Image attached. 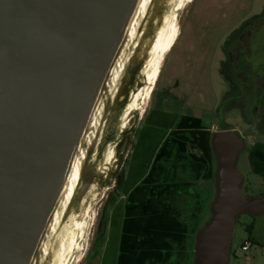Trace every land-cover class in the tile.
I'll use <instances>...</instances> for the list:
<instances>
[{
	"label": "water",
	"instance_id": "95a60500",
	"mask_svg": "<svg viewBox=\"0 0 264 264\" xmlns=\"http://www.w3.org/2000/svg\"><path fill=\"white\" fill-rule=\"evenodd\" d=\"M141 2L0 0V264L43 262L62 217L76 211L94 185L96 165L103 163L96 157L110 153L113 128L143 65L137 56L127 60ZM210 148L216 193L210 218L195 234L192 264H230L239 218L264 217V196L243 190L238 162L245 138L234 129L216 131ZM78 159L75 193L63 208Z\"/></svg>",
	"mask_w": 264,
	"mask_h": 264
},
{
	"label": "rangeland",
	"instance_id": "374dc122",
	"mask_svg": "<svg viewBox=\"0 0 264 264\" xmlns=\"http://www.w3.org/2000/svg\"><path fill=\"white\" fill-rule=\"evenodd\" d=\"M181 2L182 0H153L146 17L141 19L138 32L131 43L132 47L128 49L130 51L127 60L137 56L135 62L143 61V65L141 71L134 75L133 87L129 88L132 92L129 107L123 111L121 119L114 126L117 133L111 136V142L106 148L113 156L106 157V153H100L96 157L97 161L103 163L98 162L96 165L99 170L97 169L94 185L76 211H70L64 222L62 217L60 227L56 228V234L54 232L47 244L46 250L50 256L44 255L48 259L43 257L40 264L100 263V253L94 259L89 258L96 242L99 223L104 210L109 212L111 200L114 202L117 201L116 197H122L123 191H118L117 187L118 177L124 172L123 189L127 179L129 184L135 181L132 171L137 161L135 154L138 155L142 149L141 134L154 110L186 113L202 120V126L197 123L195 129L191 128V131L199 133V136L196 135L197 140L192 137L188 139L185 132L181 134V144L188 151H197L186 154L191 164L193 158L199 163L211 160L212 177L216 170L215 158L213 155L209 158V145L201 142L199 137L203 132L209 137L214 130H236L245 138L247 144V149L238 162L239 170L245 175L243 190L251 197L264 196V178L255 175L252 164L253 143H264V119L257 120L253 113L254 109L264 105V96L261 98L258 95L264 93L261 88L264 87V25L251 42L249 54L245 53L246 58L249 56L248 65L251 70L245 72L244 77L249 81L233 80L230 60L225 56V46L229 38L250 18L264 14V0H237V4L236 0H195L177 12ZM173 16H178L179 33L162 59L159 80L155 84L152 97L146 101L144 96L148 87L147 74L151 72L152 62L157 58L154 47L157 39L167 34ZM159 20H162L160 24L157 23ZM118 79L121 86L125 81L124 72ZM255 79L259 80L261 87L252 84ZM211 126L208 132L206 128ZM210 186L212 195L210 193L208 196H201L203 206H206L207 201L208 206L206 213L204 211L203 221L198 222L195 228L194 236L211 216L210 204L216 190L214 182ZM252 224L253 237L257 243L249 251L243 252L241 247L249 238L246 228ZM72 242L76 245L69 250ZM192 263L193 260L187 264ZM230 264H264V218L253 219L249 215L239 218Z\"/></svg>",
	"mask_w": 264,
	"mask_h": 264
},
{
	"label": "crops",
	"instance_id": "0c3cea01",
	"mask_svg": "<svg viewBox=\"0 0 264 264\" xmlns=\"http://www.w3.org/2000/svg\"><path fill=\"white\" fill-rule=\"evenodd\" d=\"M158 110L141 134L142 149L132 167L135 181L127 179L122 197L109 204L99 264H187L194 259L195 228L208 206L201 196L212 192L214 182L212 163L193 158L191 164L187 153L197 151L181 144L185 132L188 139L199 136L191 131L202 123L198 117ZM252 149L255 175L264 178V143H253ZM207 153L211 159L210 147Z\"/></svg>",
	"mask_w": 264,
	"mask_h": 264
},
{
	"label": "flooded vegetation",
	"instance_id": "af4514ba",
	"mask_svg": "<svg viewBox=\"0 0 264 264\" xmlns=\"http://www.w3.org/2000/svg\"><path fill=\"white\" fill-rule=\"evenodd\" d=\"M194 2H195V0L191 1V3H194ZM236 4H237V0H236ZM263 25H264V14L262 16H255L253 18H250L246 23H244L241 26V28L237 32H235L232 35V37L229 38V40H228L229 43L227 42V44L225 46V56L229 57L230 69L232 71V78L236 82H238V81L241 82L242 80L249 81L248 79H246L244 77L245 72H249L251 70V66L248 65L249 56L246 58L247 54H245V53L249 54V51L251 50V42L253 41L254 37L258 33L260 27ZM243 57H245L246 59H244ZM158 77H160V75ZM157 80H159V79H157ZM250 82H252V81H250ZM252 84L255 86L259 85L261 87V84L259 83L258 79H255V81L252 82ZM154 88H155V85H154ZM154 88H153V90H154ZM261 88L264 89L263 86ZM153 90L151 91V94H152V92H154ZM151 94H150V97H152ZM258 95H260V97L263 98L264 93H259ZM150 97H149V99H150ZM263 107H264V105H260L259 108H256L253 111V113H255V115H256L257 120L258 119H264V111L262 112ZM153 112H155V110ZM217 114H219V111H217ZM200 121L202 122L201 119H200ZM202 125H203V123H200V126H202ZM211 127L206 128V130H208V132H209ZM203 131H205V130H203ZM216 131H221V130H214L213 132H216ZM213 132H211L209 137L206 135V133L204 136L201 135L202 138H204L203 140L208 142L209 147H210V138H211V135ZM201 136H200V138H201ZM122 175H124V172ZM243 188H244V186H243ZM259 218H264V217H259ZM253 219H257V218H253ZM252 226L254 227L253 224H252ZM256 243H257V241H256ZM231 256H232V254H231Z\"/></svg>",
	"mask_w": 264,
	"mask_h": 264
},
{
	"label": "bare ground",
	"instance_id": "6f19581e",
	"mask_svg": "<svg viewBox=\"0 0 264 264\" xmlns=\"http://www.w3.org/2000/svg\"><path fill=\"white\" fill-rule=\"evenodd\" d=\"M150 0H142L140 7H139V12L137 13L132 25H131V29H130V34H129V42L128 44L133 40L135 34H136V29H137V25L138 22L140 21V18L146 13V10L148 8V4H149ZM192 0H182V2L179 4L177 12H179V10L185 8L186 5H188L189 3H191ZM174 18V16H173ZM177 17H175L173 19V21H171L170 27L167 30V34L166 35H162L160 37V39L157 42V47H156V52H157V58L154 60L153 65L151 66L152 70H150L151 72L149 74H147V82H148V87L145 91V100L147 101L150 97L151 91L154 88V85L158 79L159 76V72H160V67H161V63H162V59L163 57L168 53V51L171 49V47L173 46L178 33H179V29H178V24H177ZM144 100V101H145ZM97 126L95 125L94 128H96ZM92 136H95V131H93ZM111 157L113 156L112 153H109L107 155V157ZM80 160L78 159L75 164H74V168L73 171L69 177L68 183L66 185V193H65V198H64V202H63V208L65 206H67V204L69 203L71 197L73 196V194L75 193V187L77 184V181L79 179V175H80ZM59 221V216L55 217L54 223H58ZM84 228V227H83ZM52 229H53V225H52ZM75 242H72V244H70V246L68 247L69 250H72V248L76 245L74 244ZM80 246V245H79Z\"/></svg>",
	"mask_w": 264,
	"mask_h": 264
},
{
	"label": "trees",
	"instance_id": "16d2710c",
	"mask_svg": "<svg viewBox=\"0 0 264 264\" xmlns=\"http://www.w3.org/2000/svg\"><path fill=\"white\" fill-rule=\"evenodd\" d=\"M117 184H118L117 187H119L118 191H123L124 175H121L118 177ZM107 215H108V212L106 210H104L102 220L98 226V234H97L96 242H95V244H94V246H93V248L89 254L90 259H92V258L94 259L100 253L101 249L104 246V243L106 240V231H107V222H108ZM246 230L249 233L248 241H250L252 244H256V239H254V237H253L254 227L252 225H250L246 228Z\"/></svg>",
	"mask_w": 264,
	"mask_h": 264
},
{
	"label": "built area",
	"instance_id": "2783aa9c",
	"mask_svg": "<svg viewBox=\"0 0 264 264\" xmlns=\"http://www.w3.org/2000/svg\"><path fill=\"white\" fill-rule=\"evenodd\" d=\"M252 245H253V244H252L250 241L247 240V241L242 245L241 249H242L243 252H247V251L250 250V248L252 247Z\"/></svg>",
	"mask_w": 264,
	"mask_h": 264
}]
</instances>
